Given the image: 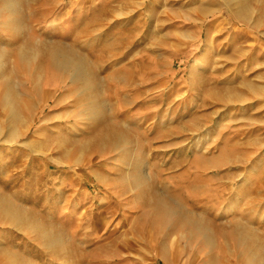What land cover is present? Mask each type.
Here are the masks:
<instances>
[{
    "label": "rangeland",
    "instance_id": "1",
    "mask_svg": "<svg viewBox=\"0 0 264 264\" xmlns=\"http://www.w3.org/2000/svg\"><path fill=\"white\" fill-rule=\"evenodd\" d=\"M0 126V264H264V0H0Z\"/></svg>",
    "mask_w": 264,
    "mask_h": 264
},
{
    "label": "bare ground",
    "instance_id": "2",
    "mask_svg": "<svg viewBox=\"0 0 264 264\" xmlns=\"http://www.w3.org/2000/svg\"><path fill=\"white\" fill-rule=\"evenodd\" d=\"M71 62H74L73 58H71L70 63ZM77 64L81 65V67L84 66L82 61H77ZM193 67H195V66H193ZM192 72L194 73L195 70L193 69ZM12 107H13V105H10L9 108H12ZM1 132H2V128L0 126V135H1ZM0 199H2V198L0 197ZM0 211L4 215L8 216L12 221H17L18 219H23V218L27 217L25 214L20 213L13 205H11L10 203L5 202V201H0ZM206 235H207L208 239H210V232H208V234L206 233Z\"/></svg>",
    "mask_w": 264,
    "mask_h": 264
}]
</instances>
